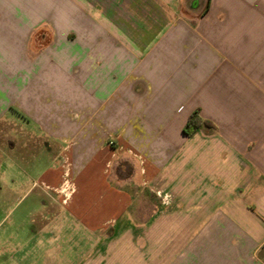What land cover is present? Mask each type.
<instances>
[{
    "label": "crops",
    "instance_id": "0c3cea01",
    "mask_svg": "<svg viewBox=\"0 0 264 264\" xmlns=\"http://www.w3.org/2000/svg\"><path fill=\"white\" fill-rule=\"evenodd\" d=\"M4 121L0 264H264V0H0Z\"/></svg>",
    "mask_w": 264,
    "mask_h": 264
},
{
    "label": "rangeland",
    "instance_id": "374dc122",
    "mask_svg": "<svg viewBox=\"0 0 264 264\" xmlns=\"http://www.w3.org/2000/svg\"><path fill=\"white\" fill-rule=\"evenodd\" d=\"M27 128V124L17 121V122H9L4 121L0 123V180H9L11 178L23 177V174L13 168L12 162L13 160H20L18 158L17 150L9 149L7 146L10 142L19 141L18 152H23L22 147L25 141V138L20 133V128ZM33 144V143H32ZM36 145V144H35ZM45 156L43 153L36 155V167L42 169L43 165L48 162V159L45 160ZM48 157V156H47ZM147 195H150L151 192H145ZM29 206V202H27L21 209ZM24 211V210H23ZM21 212V211H20ZM27 220L24 219V216L18 215V217H12L3 223L4 227L7 225H12L13 222L18 226H26Z\"/></svg>",
    "mask_w": 264,
    "mask_h": 264
},
{
    "label": "trees",
    "instance_id": "16d2710c",
    "mask_svg": "<svg viewBox=\"0 0 264 264\" xmlns=\"http://www.w3.org/2000/svg\"><path fill=\"white\" fill-rule=\"evenodd\" d=\"M203 126H209V123H207L200 117L198 111H195L188 119L185 127V132L187 136H191Z\"/></svg>",
    "mask_w": 264,
    "mask_h": 264
}]
</instances>
